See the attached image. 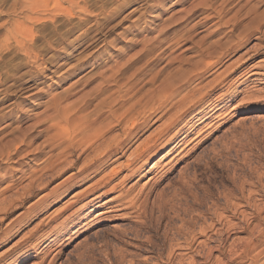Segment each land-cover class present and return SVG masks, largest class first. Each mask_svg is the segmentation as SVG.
<instances>
[{
	"label": "rangeland",
	"instance_id": "1",
	"mask_svg": "<svg viewBox=\"0 0 264 264\" xmlns=\"http://www.w3.org/2000/svg\"><path fill=\"white\" fill-rule=\"evenodd\" d=\"M24 46L33 49L31 55L36 53L35 61V56L24 53ZM250 63L259 64L258 71L264 72V0H0V255L10 256L27 239L52 230L81 204L82 193L101 174L73 183L68 179L104 138L122 133L125 122L117 123L112 115L122 111L134 115L141 129L111 167L125 163L130 151L149 136L164 134L165 138L186 120L194 126L185 127L178 139L149 160L147 167L161 160L157 170L133 175L101 201L128 190L134 196L138 189L151 191L148 208L165 203V213L176 210L183 219L194 217L201 226L215 225L228 239L214 257L227 264H246L234 260V252L227 250L230 244L239 249L240 240L257 241L260 230L264 231V76L238 79ZM31 80L36 88L23 93L20 89ZM209 103L217 105L215 112L210 110L203 120L192 117ZM128 106L134 108L125 111ZM144 110L152 114L142 127ZM99 127H105V132L95 147H80L78 132L70 145L67 131L81 129L89 134ZM240 188L243 193H238ZM249 198L254 206L263 205L258 216L253 202L247 204ZM225 201L240 206L231 212L221 209ZM68 203L72 205L63 211ZM95 209L83 212L85 220L79 226L67 224L48 251L31 250L23 264H73L90 244L99 246L92 264L94 259L110 264L113 253L122 264L149 256L138 245L144 238L120 236L138 227L134 223L139 219L126 215L129 210L95 220ZM233 209L247 217H231ZM219 215L226 217L222 225ZM226 220L242 228L228 231ZM251 225L256 227L251 230Z\"/></svg>",
	"mask_w": 264,
	"mask_h": 264
},
{
	"label": "bare ground",
	"instance_id": "2",
	"mask_svg": "<svg viewBox=\"0 0 264 264\" xmlns=\"http://www.w3.org/2000/svg\"><path fill=\"white\" fill-rule=\"evenodd\" d=\"M59 6V5H58ZM61 10V9H59ZM229 22V21H228ZM233 26V25H232ZM238 26V25H237ZM22 32V31H20ZM249 34V33H248ZM22 35V34H21ZM27 36V35H26ZM25 36V37H26ZM244 36V35H243ZM241 39V38H240ZM29 40V39H28ZM234 41V40H233ZM25 45V44H24ZM20 46V45H19ZM29 46V45H28ZM25 47V51L24 53H26L28 56H32L34 57L36 55V53L33 55L32 54V50L29 47ZM235 46V45H234ZM23 49V48H22ZM21 52V50H20ZM64 52V51H63ZM34 53V52H33ZM25 54V55H26ZM30 57V58H32ZM43 59V58H42ZM36 60V56L34 58V61ZM240 60V59H239ZM42 62V61H41ZM40 62V63H41ZM46 62V60H45ZM38 63V62H37ZM48 63V62H47ZM39 64V63H38ZM201 64V63H200ZM46 65V64H45ZM36 66V65H35ZM41 66V65H40ZM205 66V64H204ZM46 67V66H45ZM54 67V66H53ZM261 68L259 66V64L257 65V63H250L247 67H244L241 69V72L238 75V79H242L241 82L249 79L250 77H254V79H259V76H264V72H260L258 71V69ZM46 71L47 69L44 68ZM50 69V68H49ZM230 69V68H228ZM262 69L264 70V68L262 67ZM262 71V70H261ZM42 73V72H40ZM264 79V78H263ZM108 80V79H107ZM32 81V80H31ZM109 81V80H108ZM33 82V81H32ZM180 82V81H179ZM220 82V81H219ZM169 83V82H168ZM36 83L33 82L30 85H28L27 87L21 88L20 90L24 92H30L32 90H34L36 87ZM171 87V86H170ZM169 87V88H170ZM243 90V89H242ZM167 91V90H166ZM169 91V90H168ZM182 91V90H181ZM116 92V91H115ZM191 92V91H190ZM221 92V91H220ZM115 94V93H114ZM160 94V92H159ZM201 94V93H200ZM185 95V94H184ZM219 95V94H218ZM221 95V94H220ZM219 95V96H220ZM127 96V95H126ZM187 96V95H186ZM56 97V96H55ZM117 97V96H116ZM124 98V96H122ZM122 97H118V98H122ZM176 97V96H175ZM122 98V99H123ZM129 98V97H128ZM155 98V96H154ZM183 98V95H182ZM262 98V97H261ZM80 99V98H79ZM78 99V100H79ZM83 99V97L81 98ZM153 99V98H152ZM158 99V98H157ZM232 99V98H231ZM53 100V99H52ZM107 100V99H106ZM105 100V102H106ZM128 100V99H127ZM175 100V99H174ZM181 100V99H180ZM183 100V99H182ZM55 101V100H54ZM151 102L154 100H150ZM177 101V100H176ZM51 102V101H50ZM82 102V101H81ZM84 102V101H83ZM121 102V100H120ZM215 102V101H214ZM85 103V102H84ZM150 103V102H149ZM176 103V102H175ZM49 104V103H48ZM120 104V103H119ZM196 104V103H195ZM209 106H206L203 109H200L196 115H193L192 117H196L195 119H202L203 117H205L207 115V113L211 110V112H215V108L217 107V105L215 103H209ZM51 105V103L49 104ZM55 105V104H54ZM61 105V104H58ZM88 105V104H87ZM106 105V104H104ZM151 105V104H150ZM149 105V106H150ZM62 106V105H61ZM63 106H65L63 104ZM62 106L63 109H65L67 107L64 108ZM79 106V104H78ZM84 106V105H83ZM95 106V105H94ZM100 106V105H99ZM114 106V105H113ZM173 106V105H172ZM177 106V105H176ZM56 107V106H53ZM59 107V106H58ZM96 107V106H95ZM154 107V106H153ZM52 108V107H51ZM60 108V107H59ZM81 108V106H80ZM79 108V109H80ZM100 108V107H99ZM121 108V107H120ZM124 108V107H123ZM134 108V107H133ZM131 107V109L128 106V109L126 108L125 111H130L133 109ZM142 107L138 108L141 109ZM158 108V107H157ZM208 108V109H207ZM218 108V107H217ZM61 109V108H60ZM59 109V111H60ZM78 109V110H79ZM87 109V107L85 108ZM93 109V108H92ZM96 109V108H95ZM110 109V108H109ZM146 109V108H145ZM69 110V109H68ZM111 110V109H110ZM118 110L120 111V109L118 108ZM124 110V109H123ZM148 110H153V108L151 107ZM161 110V109H160ZM57 111V110H56ZM67 111V110H66ZM72 111V110H71ZM80 111V110H79ZM84 111V110H83ZM109 111V110H108ZM117 111V110H116ZM168 111V110H167ZM182 111V110H181ZM82 112V111H81ZM113 112V111H112ZM118 112V111H117ZM116 112V113H117ZM141 112V111H140ZM148 111L144 110L143 111V115L142 118L144 119L143 122L145 123L142 127H145L147 125V117L150 116V114H152L151 111H149V113H147ZM58 113V112H57ZM79 112H76V114ZM87 113V112H86ZM85 113V115H86ZM115 112L112 113V115L115 117V120L117 121V123H122V121H124L125 123H123V129L122 131H120L121 134L118 135H113L109 138H104V141H102V145L99 147L94 148V154L89 157V159H86L85 161H82V163H80V165L78 166V169L76 172L72 173L71 176L69 177L70 179L69 182L72 180H76V181H85L87 179H91L96 177L97 175L101 174V176H99L98 179H95V181L93 180L92 184L89 185V188H87L86 190H84V192L82 194H84V200L81 201V204L74 208L72 211L68 212L67 214H65L62 217V220L60 219L59 223L57 224L54 230V228L52 230H48L47 232H43L42 234H40L41 236L33 239V240H29L27 239L23 245H19L20 247L16 250L17 252L15 253H11L10 256H5V254H1L0 255V264H23L26 260V258H28L31 255V250H37V254L41 253L42 251H48V249L50 248V246L61 237V234L63 233V231L66 229L67 224L70 223V226H73V228L76 226V224L80 221L83 220L85 218V214H83V212H85L86 210H92L95 208H98L95 211V215L94 218L96 220H100L101 218L104 217V215L106 213L109 212H113V211H118V210H129V212L126 213V215L128 214V216L131 217H135L139 219V222H137L135 219V225L136 223H138V227H135L133 229H129L127 230L124 234L122 233L121 238H135L136 240H142L144 238V240H142L140 242V244H138L139 246L141 245V250L146 253L149 254L148 257L142 258V259H138L136 261H130L128 264H227V262H222L220 259L214 257V252H219L221 253L223 250L222 248L225 246L228 236L224 237V234L221 235V232H219L218 228H215V225L211 224V225H203L201 226L198 221L195 220L194 217H188L187 219H183L179 213L176 212V210L174 211H168L170 213H165L164 209L166 208V205L164 203V205H160L157 206L156 209L153 208L151 203V209L148 208V206H146L147 200L150 199L149 196H151V191L146 190L142 191L141 189L139 193H137V195H133L136 193H132V192H121V193H117L118 195L115 197H109L107 199H104L103 201H101V198L108 192L114 191L116 188H118L121 184H123L127 179L131 178L133 175L139 173L141 174V171L145 173H150V171H154L157 170L158 166H159V162L161 161L160 159L158 160H154L151 161L152 163L147 167V164L149 162V160L156 155L164 146H168V144H170L171 142H173L177 137L181 136V134L184 132V130H186L187 128L185 127H193L194 123H190L189 120H186L185 122H183L181 127H174L175 129L172 131V133H170L169 135H167V137L163 138V136H165L164 134H159L155 137L149 136L147 138L146 141H144L141 144H138L137 146H135L134 150L130 151L128 157H127V161L125 163H117L115 167H111L112 164H114L115 162H117L120 158H122L125 153L128 151L129 146H127V143L129 142V140H132L134 137L137 136V134L139 133L141 127L139 126L138 122L135 121L133 119L134 115H130V117L126 116V113H122V111L118 114H116ZM175 113V112H174ZM62 114V113H61ZM70 114V113H69ZM75 114V113H74ZM75 114V115H76ZM142 114V113H141ZM147 114V115H146ZM173 114V113H171ZM170 114V115H171ZM51 115V114H50ZM72 115V114H71ZM81 115V114H80ZM146 115V116H145ZM176 115V114H173ZM209 115V114H208ZM211 115V114H210ZM91 116V115H90ZM145 116V117H143ZM212 116V115H211ZM93 117V116H92ZM174 118V116H172ZM138 118V117H137ZM171 118V117H170ZM169 118V120H170ZM206 118V117H205ZM50 119V118H49ZM79 119V117H78ZM104 119V117H103ZM114 119V118H113ZM140 119V118H139ZM58 120V119H57ZM57 120L55 122H57ZM60 120V119H59ZM74 120V119H73ZM92 120V119H91ZM107 120V119H106ZM114 120V121H115ZM142 120V119H141ZM176 120V119H174ZM178 120V118H177ZM203 120V119H202ZM101 121V120H100ZM168 121V120H166ZM103 123L105 121H102ZM101 122V123H102ZM178 122V121H177ZM51 123V122H50ZM58 123V122H57ZM61 123V122H60ZM97 123V122H95ZM171 123V122H170ZM59 124V123H58ZM72 124V123H71ZM77 124V123H76ZM82 124V123H81ZM94 124V123H93ZM92 124V125H93ZM99 124V123H97ZM141 124V123H140ZM51 125V124H50ZM61 125V124H60ZM63 125V124H62ZM61 125V126H62ZM74 125V124H73ZM83 125V124H82ZM85 125V124H84ZM91 125V124H90ZM101 125V124H100ZM177 125V124H176ZM68 126V125H67ZM75 126V125H74ZM120 126V125H119ZM173 126V124L171 125ZM170 126V127H171ZM66 127V126H65ZM69 127V126H68ZM80 127V126H79ZM89 127V126H88ZM161 127V126H160ZM169 127V126H168ZM169 127V128H170ZM59 128V127H58ZM63 128V127H62ZM94 128V125H93ZM115 128V127H114ZM121 128V127H120ZM167 128V127H166ZM67 129V128H66ZM78 129V128H77ZM88 129V128H87ZM92 128H90L91 130ZM81 130V129H80ZM69 130L67 131V135L68 138L70 140V145L71 142H73V140L77 139V132L80 133L78 136V140L80 141L79 145L81 147V145H84L85 148H88L90 146H93L96 144V142L103 137V133L105 132V127H99L97 129H95L94 131H92V133H85V130ZM120 130V129H119ZM165 129H163L164 131ZM76 131V132H75ZM84 131V132H83ZM87 131V130H86ZM186 132V131H185ZM75 133L76 136H73L72 134ZM107 133V132H106ZM153 133V132H152ZM162 133V132H161ZM55 134V133H54ZM57 134V133H56ZM63 134V133H62ZM117 134V133H116ZM64 135V134H63ZM105 135V134H104ZM156 135V134H155ZM154 136V135H153ZM56 138V137H55ZM67 138V139H68ZM163 138V139H162ZM183 138V137H182ZM162 139V140H161ZM178 139V138H177ZM55 140V139H54ZM77 140V141H78ZM60 141V140H59ZM143 141V140H142ZM141 141V142H142ZM100 142V140L98 141ZM131 142V141H130ZM181 142V141H180ZM180 142H178L177 144H175L176 146L180 145ZM185 142V141H184ZM64 143V142H61ZM140 143V142H139ZM65 144V143H64ZM101 144V143H100ZM174 145V147H175ZM14 146V145H13ZM12 146V147H13ZM62 146V145H61ZM75 146V145H74ZM73 146V147H74ZM77 146V145H76ZM126 146L128 148H126ZM173 146V145H172ZM72 147V146H71ZM83 147V146H82ZM95 147V146H93ZM11 148V147H10ZM16 148V147H15ZM19 148V147H18ZM64 148V146H63ZM62 148V150H63ZM78 149V147H77ZM14 150V149H12ZM65 150V149H64ZM72 150V149H71ZM76 150V149H75ZM15 151V150H14ZM20 151V150H19ZM83 151V150H82ZM170 151V150H168ZM168 151L166 152V154L168 153ZM71 152V151H70ZM8 153V151H7ZM10 153V152H9ZM8 153V154H9ZM7 154V155H8ZM15 154H17L15 152ZM66 154V153H65ZM165 155V154H164ZM10 157V155H8ZM62 156V155H61ZM8 161V160H7ZM69 161V160H68ZM120 161V160H119ZM67 162V161H66ZM69 161V165H70ZM74 162V161H73ZM123 162V161H122ZM63 163V162H62ZM67 164V165H68ZM73 164V163H72ZM74 164H78V161H76V163ZM62 165V164H61ZM68 165V166H69ZM56 166V165H55ZM63 167V166H62ZM61 168V167H60ZM65 168V167H64ZM64 168H62L64 170ZM68 168V167H67ZM75 168V167H74ZM109 168V169H108ZM59 169V167H58ZM109 170L106 173V170ZM57 170V169H56ZM123 170H126V173L122 176L119 177ZM52 171V170H51ZM61 172V171H60ZM59 174V173H58ZM143 175V174H142ZM145 175V174H144ZM139 176V175H138ZM112 180V181H111ZM113 185H109L111 182H113ZM70 183V184H71ZM243 184V183H242ZM58 185V184H57ZM66 185V184H65ZM104 185H109L110 188L109 189H105L102 191H95L99 186H104ZM67 186V185H66ZM71 186V185H70ZM144 186V185H143ZM149 186V185H148ZM147 186V187H148ZM108 188V187H107ZM243 188V187H242ZM123 189V188H121ZM144 189V188H143ZM150 189V188H149ZM238 190L237 188H234V190ZM81 190V189H80ZM100 190V189H99ZM118 190V189H117ZM152 190V189H151ZM242 189L240 188L238 193L242 192ZM258 190V189H257ZM25 191V190H24ZM31 191V190H30ZM52 191V190H51ZM148 191V192H147ZM259 191V190H258ZM138 192V191H137ZM244 192V191H243ZM242 192V193H243ZM247 192V191H246ZM252 192V191H250ZM250 192H248L249 194H251ZM257 192V191H256ZM48 193V192H47ZM254 194H258L253 192ZM260 193V192H259ZM24 194V193H23ZM28 194V193H27ZM173 194V193H172ZM175 194V193H174ZM170 195L171 198L173 199L175 195ZM245 194V193H244ZM248 194V196H249ZM56 195V193H55ZM246 196V195H245ZM253 196V195H252ZM251 196V197H252ZM257 196V195H256ZM58 197V196H57ZM141 199V201H138V199ZM244 197V196H243ZM16 198V197H15ZM60 198V196H59ZM241 198V197H240ZM240 198H238L240 200ZM256 198V197H255ZM163 199V198H162ZM166 199V198H165ZM247 199V198H245ZM249 201L247 202V204H250L253 202V204H251V206L253 207V212H255L258 216V214L261 211V207L254 206V201ZM12 200V199H11ZM20 200V199H19ZM23 200V199H22ZM58 200V199H57ZM79 200V199H78ZM164 200V199H163ZM248 200V199H247ZM253 200V199H252ZM257 200V199H256ZM227 201V200H226ZM224 203L223 208L221 207V209H226L229 208L230 212H231V208H237V204L233 203L234 206L236 205V207H234L232 204H228V203ZM259 201V200H258ZM23 202V201H22ZM100 202V203H99ZM154 202V201H153ZM152 202V204H153ZM173 202V201H172ZM218 202V201H217ZM229 202V201H228ZM256 202V201H255ZM99 203V204H98ZM161 203V201H160ZM232 203V202H230ZM246 203V202H245ZM257 203V202H256ZM261 203V202H260ZM65 204V203H64ZM156 204V203H155ZM158 204V202H157ZM168 204V202H167ZM220 204V203H219ZM72 205L70 203H68L66 206L63 207V211H67V209L69 208V206ZM215 205V204H214ZM219 206V205H217ZM240 206V205H239ZM238 206V207H239ZM243 206V205H242ZM250 206V205H248ZM62 207V206H61ZM172 207V205H171ZM9 208V207H8ZM6 209V208H5ZM58 209V208H57ZM167 209V208H166ZM1 210V209H0ZM234 213L232 211V215L231 217H234V215H240L241 217H244V214L240 211H237V209H233ZM2 211V210H1ZM6 212V211H5ZM205 212V211H204ZM210 212V211H209ZM214 212V211H213ZM225 212V211H224ZM252 212V210H251ZM216 213V212H215ZM63 214V213H62ZM135 214V215H134ZM157 214V215H156ZM170 214H174L172 217L170 216ZM230 214V213H229ZM249 214V213H248ZM253 214V213H252ZM189 215V214H188ZM207 215V214H205ZM218 215V214H217ZM221 215V214H220ZM218 216V220H220V224L222 225V222L224 220V218L226 217H222V216ZM59 216V214L57 215ZM125 216V215H124ZM225 216V215H224ZM209 217V216H207ZM213 217V216H212ZM247 217V215L245 216ZM244 217V218H245ZM129 218V219H130ZM251 218V217H250ZM51 219V218H50ZM93 219V218H92ZM137 219V220H138ZM47 220V219H46ZM85 220V219H84ZM166 220V222L164 223L163 221ZM174 220V221H173ZM202 220V219H201ZM212 220V219H211ZM217 220V219H216ZM229 220V219H228ZM20 221V220H19ZM58 222V221H57ZM211 222V221H210ZM218 222V221H217ZM216 222V223H217ZM72 223V224H71ZM86 224V223H85ZM224 226L226 227V229L228 230H232V229H238V228H242L240 225H235L234 223H231L230 221H224ZM238 224V223H237ZM247 224V223H246ZM253 224V222H252ZM255 224V223H254ZM17 225V224H16ZM250 225V224H249ZM79 226V225H77ZM76 226V227H77ZM218 226V225H217ZM243 226V225H242ZM252 229H254L256 226L255 225H251ZM247 227V226H246ZM71 230V233L74 234L76 232L75 229ZM129 228V227H128ZM132 228V227H131ZM248 228V227H247ZM127 229V228H126ZM224 229V228H223ZM260 229V228H259ZM228 230V231H229ZM246 230V229H245ZM42 231V230H41ZM66 231V230H65ZM250 231V230H249ZM258 231V230H257ZM260 238L257 241L251 240V239H244V240H240V245H239V249H237L238 245L235 246L234 244H230L228 245V252L232 253V256L234 258V260L238 258H240V262L243 261L246 264H264V231L261 229L260 230ZM34 232V231H33ZM124 232V231H122ZM207 232H212L210 235H207ZM232 232V231H231ZM70 233V235H71ZM223 233V232H222ZM7 234V233H6ZM105 234L107 235L108 232H105ZM121 234V233H119ZM145 234H148L145 235ZM25 235V234H24ZM203 235L205 236V239L200 240L199 238ZM255 235V234H254ZM5 236V235H4ZM36 236V235H35ZM146 236V237H144ZM213 236H215L213 238ZM258 237V236H257ZM1 238V237H0ZM22 238V237H21ZM98 238V237H97ZM248 238V237H247ZM3 239V238H2ZM8 239V238H7ZM44 240V241H43ZM211 240H214L215 242H217L216 245L211 244ZM3 241V240H2ZM22 241V240H21ZM237 241V240H236ZM235 241V242H236ZM45 242V243H44ZM91 243V242H90ZM1 244V243H0ZM86 245V244H85ZM22 246V247H21ZM230 246V247H229ZM82 251L80 253H76V257L74 258V260L72 261L73 264H92V260L90 261L91 258H93V256L96 254V252L99 250V246L95 245V244H90L89 247L85 248V249H81ZM140 250V251H141ZM235 250V251H233ZM236 250H238V253L236 254ZM8 251V250H7ZM9 254V253H8ZM45 254V253H44ZM98 254V253H97ZM235 254V255H234ZM97 256V255H96ZM104 256V255H103ZM112 256V261L110 264H122V261L119 259H122L121 257L116 256L114 253L111 255ZM121 256V255H120ZM97 258V257H94ZM98 258H101L100 256ZM104 258V257H103ZM141 258V257H140ZM105 259V258H104ZM137 259V258H136ZM229 259V258H228ZM54 260V259H53ZM102 260V259H101ZM100 260V261H101ZM42 261V260H41ZM90 261V262H89ZM99 261V262H100ZM228 261V260H227ZM232 261V260H231ZM239 261V260H238ZM98 264V262H94ZM102 263V262H101ZM105 263V262H104ZM231 263V262H230ZM37 264V263H36ZM239 264V263H238Z\"/></svg>",
	"mask_w": 264,
	"mask_h": 264
},
{
	"label": "snow or ice",
	"instance_id": "3",
	"mask_svg": "<svg viewBox=\"0 0 264 264\" xmlns=\"http://www.w3.org/2000/svg\"><path fill=\"white\" fill-rule=\"evenodd\" d=\"M241 103L243 104V103H246L245 101H241Z\"/></svg>",
	"mask_w": 264,
	"mask_h": 264
}]
</instances>
